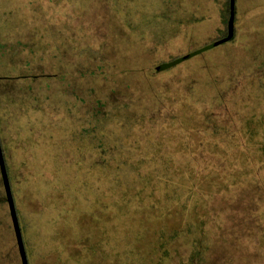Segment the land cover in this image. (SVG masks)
<instances>
[{
  "label": "rangeland",
  "instance_id": "374dc122",
  "mask_svg": "<svg viewBox=\"0 0 264 264\" xmlns=\"http://www.w3.org/2000/svg\"><path fill=\"white\" fill-rule=\"evenodd\" d=\"M230 2L0 0L29 264H264V0L162 69L226 38ZM0 264H23L1 168Z\"/></svg>",
  "mask_w": 264,
  "mask_h": 264
},
{
  "label": "water",
  "instance_id": "95a60500",
  "mask_svg": "<svg viewBox=\"0 0 264 264\" xmlns=\"http://www.w3.org/2000/svg\"><path fill=\"white\" fill-rule=\"evenodd\" d=\"M235 8H236V0H231V17H230V22H229V34L226 38H224V39H222V40H220V41H218L212 45H209V46L205 47L204 49L196 51L190 55L179 58V59H177L171 63L165 64V65H163L162 68L163 69L172 68L176 65H179V64H181V63L205 52V51H208V50L213 49L217 46H220L221 44H224V43L231 41L235 35ZM0 168H1V173H2V177H3L4 185H5V190L7 193L8 204H9V208H10V212H11V216H12V220H13V225H14L15 232H16V237H17V242L19 245L22 263L23 264H29L27 253H26V248H25V244H24V240H23L22 230L20 227L19 218H18V214H17V210H16V205H15V201H14V197H13V193H12V189H11V184H10V180H9V176H8V172H7L5 158H4L2 147H1V143H0Z\"/></svg>",
  "mask_w": 264,
  "mask_h": 264
},
{
  "label": "trees",
  "instance_id": "16d2710c",
  "mask_svg": "<svg viewBox=\"0 0 264 264\" xmlns=\"http://www.w3.org/2000/svg\"><path fill=\"white\" fill-rule=\"evenodd\" d=\"M230 5H231V2H230ZM230 7H231V6H230ZM230 7H229V10H228L229 13H230V10H231ZM162 69H163V68H162ZM163 70H164V69H163ZM166 70H167V69H166ZM190 230H191V229H190ZM186 231H187V230H186ZM178 235H179V234H178ZM162 244H163V243H161V244L159 245V247L162 246ZM163 248H165V246H164Z\"/></svg>",
  "mask_w": 264,
  "mask_h": 264
}]
</instances>
